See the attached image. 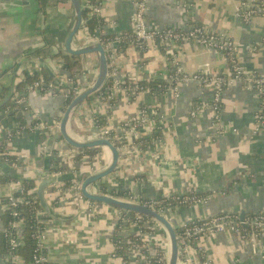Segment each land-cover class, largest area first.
<instances>
[{"label": "crops", "instance_id": "1", "mask_svg": "<svg viewBox=\"0 0 264 264\" xmlns=\"http://www.w3.org/2000/svg\"><path fill=\"white\" fill-rule=\"evenodd\" d=\"M242 1L246 5L256 3V0H148L146 16L152 26L187 29L200 24L224 32L238 45V59L244 70L264 74V17L244 22L239 16ZM134 11L135 0H102L103 23L97 33L112 36L130 32ZM74 21L75 9L69 0H47L41 10L38 0H0V91L6 88L0 96V111L12 84L15 90L23 91L27 83H22L25 73L44 77L43 64L51 68L54 61L62 58L61 54L67 53L65 40ZM40 48L47 51L45 56L32 54ZM115 50L121 79L148 82L163 79L169 73L170 58L158 43L140 50L129 42L115 45ZM58 52L61 54L57 55ZM178 55L187 72L207 70L212 74H229L228 60L218 50L189 42L180 46ZM78 58L82 72L87 73L84 79L91 81L99 69V55ZM212 95L211 87L203 88L196 81L181 84L177 98L172 94L153 96L150 92L130 98L126 92L118 91L112 99L100 97L99 92L92 94L69 122L68 130L76 139L87 140L97 133L98 127L93 123L96 116H102L107 124L118 125L144 105L157 107L166 121L162 144L154 146L150 154H143L141 169L120 162L114 173L94 186L101 189L105 183L110 189L122 187L148 198L192 190L207 195L205 204L173 207L172 223L176 227L190 218H207L226 211L264 213V126L254 131L262 101L254 89L242 82L226 87L222 94L224 130L217 135L210 104ZM28 102L35 114L33 118L23 113L21 118L28 124L33 120L61 119L65 112L62 98L49 93L31 92ZM197 106L200 110L192 116ZM12 118L9 121L5 117L2 122L8 127L20 124V117ZM148 132L144 129L143 137ZM46 141L43 133L28 129L5 144V151L16 155L20 162L6 163V168L0 162L4 175L34 179L38 188L48 169L58 160L51 157L47 149L50 144L46 146ZM104 148L80 150L74 166L66 163L61 167L64 186L58 182L45 190L48 201L65 197L62 202L50 204L52 214H48L51 218L46 242L49 264H148L113 256L117 208L96 201L90 204L87 199L77 198L71 189L74 180L83 182L91 174V164L97 163L95 156ZM10 180L0 177V237L5 226L4 200L12 190ZM58 187L66 191L58 195ZM154 230V239L165 244L168 241L165 230L157 227ZM203 243L213 264H264L257 242L244 240L237 234L220 232L203 239ZM0 264H4L1 253ZM18 264L33 263L22 256Z\"/></svg>", "mask_w": 264, "mask_h": 264}, {"label": "built area", "instance_id": "2", "mask_svg": "<svg viewBox=\"0 0 264 264\" xmlns=\"http://www.w3.org/2000/svg\"><path fill=\"white\" fill-rule=\"evenodd\" d=\"M242 2L243 6L240 7L239 16L244 22H251L255 17H264V0H256V3L250 5H246V1ZM82 7L89 10L90 17L103 23L101 15L102 0H85L82 2ZM147 8L148 0H135V11L131 18L132 30L112 36H103L100 33L90 34L84 17L83 26L75 38V48L101 43L108 56L109 72L107 80L109 79V84L105 85L106 80L105 84L97 91L100 93V97L112 99L118 91H122L126 92L130 98H136L143 92H150L153 96L172 94L177 98L180 96L181 84L196 81L203 88H212L213 95L210 104L214 109L215 133L219 135L224 130L221 118L223 91L226 87L242 82L248 88L254 89L262 101L261 108L256 116L254 131L257 132L264 126V74L244 70L238 59L239 47L236 42L228 37L226 33L210 30L200 24L193 25L187 29L152 26L147 21ZM129 42L136 44L140 50H145L150 43H158L169 56V73L165 78L160 79L161 82L157 84L156 90H153L146 84H142L140 81L121 79L118 76L119 66L116 62L115 45ZM189 42H195L222 52L229 63V74H212L207 70H199L195 73L187 72L180 63L178 50L180 46ZM63 66V59L60 58L54 61V66L51 68L56 73V76L67 82L68 87L58 85L53 78L46 79L38 75L32 82L25 84L23 91L14 90L10 99L12 106H7L0 111V146H2L0 155L2 158L5 157L3 159L8 164L20 162L16 155L5 151L4 145L12 141L15 136H21L28 129L34 132H41L47 138L46 146L50 144L51 149L49 152L51 157L61 160V163L55 167L59 168L47 171V175L44 178L58 176L60 180L52 185L59 182L60 185L64 186L63 179L61 180L63 176H61L60 167L66 163L74 166L80 149L71 146H68V148L67 143L63 139H60L59 125L61 119H54L51 122L39 120L33 124H17L11 127L6 126L2 122L14 108H19L24 114H28L33 118L35 117L28 102V95L31 92L49 93L55 97L62 98L63 108L66 110L73 98L91 86L98 75L97 69L95 77L91 81H88L84 79L87 73L83 71L79 75L78 82H76V78L65 71ZM82 77L83 80H81ZM199 110L200 106H197L191 112V115L196 116ZM93 123L98 127L97 133L87 140L97 138L109 139L119 151L120 162L124 164L132 163L133 166L137 165V168L141 169L140 162L143 154L148 152L150 154L154 146L162 144L161 133L166 121L164 114L157 107L144 105L137 114L126 118L121 124H106L101 127L98 125L99 119L97 116L94 118ZM144 129L149 131L147 137H143L142 135ZM95 157L97 163L91 164V174L106 169L112 159L111 152L106 148ZM62 159H66V161L64 162ZM0 175H4L2 169H0ZM9 184L12 185V190L4 200L5 212L8 214V219L5 221L2 231V236L7 245L6 252L2 254L4 264H18L22 258V255L19 254V247L24 244L23 227L25 220L20 213L19 205L26 203L31 205L33 215L38 221L34 225L35 232L33 236L35 244L31 262L33 264H49L46 255V242L50 229L49 219H46L48 213L39 202L37 195L32 196L31 200H27L25 197L16 194L19 189H23L24 187L22 179H12ZM71 186L77 198L86 199L81 192L82 181L74 180ZM93 186H90L89 190L91 192H100L120 200L142 204L162 214L171 222L173 221L171 212L174 206L205 204L208 201L207 195L195 190L172 194L168 197L148 198L126 188L116 187L114 188L116 189L115 192L108 193L103 192L98 186ZM36 190L37 186L36 188L28 189L30 193ZM56 191L60 195L62 188L58 187ZM64 198H54V202L46 200L49 204L53 205V203L62 202ZM87 200L90 204L94 203L92 200ZM155 226L164 229L158 222L144 214L117 208L115 229L112 235L113 256L123 259L132 258L141 260L148 264H169V238L165 244H159L154 239ZM176 228L179 243V264H213V260L203 243V239L215 236L220 232H230L239 235L244 240L251 241L249 229L251 228L254 231L255 237L259 238L262 242L264 241V213L246 215L245 219L241 221L239 214L226 211L207 218L184 220Z\"/></svg>", "mask_w": 264, "mask_h": 264}, {"label": "water", "instance_id": "3", "mask_svg": "<svg viewBox=\"0 0 264 264\" xmlns=\"http://www.w3.org/2000/svg\"><path fill=\"white\" fill-rule=\"evenodd\" d=\"M22 1L24 2L25 0ZM69 1L71 2L72 6L75 9V21L73 27L71 28L65 40V48L67 54H69L71 57H76V58L87 54H98L99 69H98V75L94 83L91 86H89L87 89H85L83 92L78 94L76 97H74L73 100L70 102L69 106L66 108L60 120V125H59L60 136L67 144L77 149L83 150V149H92L95 147H105L111 152V156H112L111 163L106 169L91 174L83 180L81 186V192L86 199L96 202H101L115 208L125 209L132 212L144 214L145 216H148L153 220H155L156 222H158L166 231L170 241L171 253L169 258V264H179L178 263L179 243L177 236V228L170 220H168V218L142 204L120 200L108 194H104L100 192H91L89 190L90 186L102 182L103 179L107 178L110 174L114 173L117 170L120 164V154L116 146L107 138H97L95 140H78L72 137L68 130L69 122L71 121L75 111L84 101H86L92 94L97 92L105 84L109 72V61H108L107 52L101 43L87 45L82 48H75V38L83 26L84 13L82 7V0H69ZM187 1L193 2V0H187ZM40 61L43 62L44 60L41 58ZM43 66L44 69L49 74V76L53 78L58 85L62 87H68L67 82L63 81L60 77L56 76V73L50 68V66H48L47 64H43ZM14 74L16 75V71L14 72ZM14 90L15 88L14 85L12 84L9 88L8 96L4 100L2 106L8 101H10ZM14 115L21 118L23 116V112L19 108H14L9 112L8 120L12 121L13 119L12 117ZM47 149L50 150V146ZM0 162L2 166L6 168V162L4 161L1 155H0ZM58 180H59L58 176L44 178L39 183L37 188V193L40 203L49 215L52 214V208L46 200L45 190L47 187L57 182ZM246 215H247L246 211L242 210L239 214V219L243 221ZM245 226L249 227L247 225ZM249 229L252 240L254 242H257V250L264 256V250L262 249L263 243L260 241L259 238L255 237L253 229L251 228Z\"/></svg>", "mask_w": 264, "mask_h": 264}, {"label": "trees", "instance_id": "4", "mask_svg": "<svg viewBox=\"0 0 264 264\" xmlns=\"http://www.w3.org/2000/svg\"><path fill=\"white\" fill-rule=\"evenodd\" d=\"M47 0H38V4H39V8L40 10L44 8V5L46 3ZM89 10L87 9H83V13H84V17L86 19V26L88 28V31L90 34H96L97 31L100 29L101 24L99 21H97V19L90 17ZM32 54L38 55L40 56L41 54H43L44 56L47 54V51L45 49H36L35 51H33ZM61 52H58L57 55H60ZM56 55V56H57ZM61 57L63 59V64H64V70L67 71L71 76L76 78V82H78L79 79V75L82 72V64H81V59L80 58H76V57H71L69 54H61ZM37 74L35 75H30L28 73H25V79L22 83H28V82H32L34 79L37 78ZM44 77L46 79H51V77L49 76V74L44 71ZM142 84H146L148 86H150L153 90H156L157 88V84L159 82H161V80H153V81H140ZM109 84V79L107 80L106 84ZM6 91V88H3L0 91V96H2V94ZM7 106H12L11 102L9 101L8 103L4 104V106L2 107V109L6 108ZM99 119V126H105L107 124V122H105L106 119H104L102 116L98 117ZM35 121L37 120H33L30 121V124H33ZM19 123L20 124H28L27 121L23 118L19 119ZM0 149H2V146H0ZM87 151V150H85ZM92 151H97V149H93ZM81 155H79L80 157ZM5 159V157H3ZM12 158V157H10ZM54 167L52 166L50 169H48L49 171H53L57 168H55L56 166L59 165V163H61V160H55L54 161ZM61 168V167H60ZM3 178V180H9V179H22L23 180V184L24 187L23 189H19L16 194L22 197H25L27 200H31L32 196L37 195L38 197V193L37 190L33 193H30L28 191V189L30 188H36L37 186V182L34 179H24V178H18L17 176H12L9 173H6L3 176H0ZM122 188V187H120ZM101 190L103 192H108V193H113L116 191V189H110L105 183H102L101 185ZM39 200V198H38ZM40 202V200H39ZM40 205V203H39ZM19 210L20 213L22 215V217L25 220V225L23 227V238H24V244H22L19 247V254L23 256V258L26 261H31L32 260V252H33V248H34V244H35V238L33 236V233L35 232L34 229V225L36 224V222H38L35 219V216L33 215V212L31 210V205L30 204H20L19 205ZM5 221L8 219V214L7 212H5ZM49 218H51L50 216H47L46 219L48 220ZM7 250V245H6V241L4 239V237L1 235L0 237V253L3 254L5 253ZM126 254V253H125ZM127 259V258H126Z\"/></svg>", "mask_w": 264, "mask_h": 264}, {"label": "bare ground", "instance_id": "5", "mask_svg": "<svg viewBox=\"0 0 264 264\" xmlns=\"http://www.w3.org/2000/svg\"><path fill=\"white\" fill-rule=\"evenodd\" d=\"M70 134L72 137H74L76 139V136L74 134H72V133H70ZM170 253H171V248L169 249V255H170Z\"/></svg>", "mask_w": 264, "mask_h": 264}]
</instances>
